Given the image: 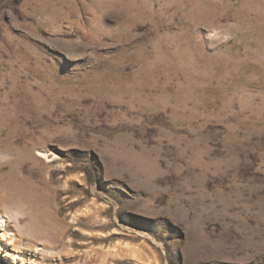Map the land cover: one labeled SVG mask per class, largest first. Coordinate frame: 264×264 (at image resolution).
<instances>
[{
  "label": "rangeland",
  "instance_id": "obj_1",
  "mask_svg": "<svg viewBox=\"0 0 264 264\" xmlns=\"http://www.w3.org/2000/svg\"><path fill=\"white\" fill-rule=\"evenodd\" d=\"M5 252L264 264V0H0Z\"/></svg>",
  "mask_w": 264,
  "mask_h": 264
},
{
  "label": "bare ground",
  "instance_id": "obj_2",
  "mask_svg": "<svg viewBox=\"0 0 264 264\" xmlns=\"http://www.w3.org/2000/svg\"><path fill=\"white\" fill-rule=\"evenodd\" d=\"M1 237H2V240L5 238L6 240H5V242H6V244H11L12 243V238H7L6 237V235H4V234H2L1 235ZM13 245V244H12ZM6 254H5V257H8V258H10L11 259V261L12 262H17V263H20V264H24V261H23V259L18 255V254H16V253H10V252H5Z\"/></svg>",
  "mask_w": 264,
  "mask_h": 264
}]
</instances>
